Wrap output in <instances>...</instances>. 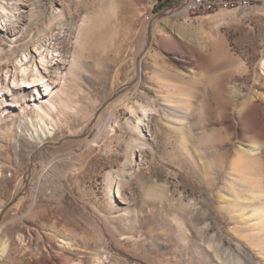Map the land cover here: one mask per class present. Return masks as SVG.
I'll return each instance as SVG.
<instances>
[{
  "label": "rangeland",
  "instance_id": "374dc122",
  "mask_svg": "<svg viewBox=\"0 0 264 264\" xmlns=\"http://www.w3.org/2000/svg\"><path fill=\"white\" fill-rule=\"evenodd\" d=\"M189 1L0 0V264H264V0Z\"/></svg>",
  "mask_w": 264,
  "mask_h": 264
},
{
  "label": "bare ground",
  "instance_id": "6f19581e",
  "mask_svg": "<svg viewBox=\"0 0 264 264\" xmlns=\"http://www.w3.org/2000/svg\"><path fill=\"white\" fill-rule=\"evenodd\" d=\"M247 4L248 3H238V4L234 5V7L226 8V10L233 9V8H236L239 6H246ZM241 8H243V7H241ZM165 45L171 51V53H170V54H172L171 57H174V58L179 57V55H178L179 51L177 48L174 47L172 42H165ZM21 57L23 59H20V61L15 65V72L12 74V77H11L12 83L15 84L16 86H18L19 85L18 83L21 82V84L23 85V89L34 90V94L36 96V98L33 100V102H35L34 107H35L38 115L42 116V115L46 114V112H47L49 102H48V99L46 100L45 98L51 95V91L42 95V92H40V88L42 89V87H44L46 85V83L48 82L46 80L47 74L49 72V69H52L53 66H55L57 64L56 59L60 58L59 52H58V50H52V49H49L48 47H44V48H42V47L37 48L36 47L31 52H27V53L23 54ZM6 74L8 75L9 72L7 71ZM18 77H20V79ZM2 90H8V87L6 85H4V86L0 85V91H2ZM46 90L48 91L49 89H46ZM34 94H33V96H34ZM253 103L251 101H248V102H245L243 104L244 111H247V109H249L248 110L249 112H246L247 116L244 117V124H246V125H244L245 130L238 131V132H241V134H248V133L254 134L260 128L259 125L261 123V115L258 111V108ZM52 108H54V107H52ZM250 115L254 119V122L256 125V130H252V126L249 125L251 127L250 128L247 125V123L249 121L248 117ZM108 122H110V121H108ZM108 122L104 127L109 126ZM233 123H234V121H233ZM55 127H56V125H55ZM55 127H52V129H50V128H46V126H45V129H46L45 132H47V134H52L51 131H54ZM104 127L98 133V135H97L96 139L93 141V143H96L102 137L103 132H104ZM234 132H237V131H234ZM248 135L251 136L250 134H248ZM248 135H246L247 136L246 138L249 137ZM251 137H249L248 139H250ZM243 138H245V137H243ZM241 140H242V138H241ZM245 152L249 154L252 151L246 150Z\"/></svg>",
  "mask_w": 264,
  "mask_h": 264
},
{
  "label": "built area",
  "instance_id": "2783aa9c",
  "mask_svg": "<svg viewBox=\"0 0 264 264\" xmlns=\"http://www.w3.org/2000/svg\"><path fill=\"white\" fill-rule=\"evenodd\" d=\"M175 1L179 0H166V2ZM238 3H250V0H190L187 4L185 3V9L193 15H207L234 7Z\"/></svg>",
  "mask_w": 264,
  "mask_h": 264
}]
</instances>
